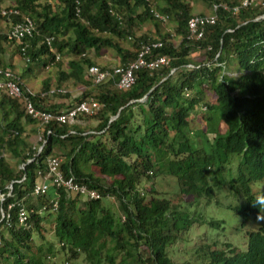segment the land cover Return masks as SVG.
I'll use <instances>...</instances> for the list:
<instances>
[{
    "label": "trees",
    "instance_id": "trees-1",
    "mask_svg": "<svg viewBox=\"0 0 264 264\" xmlns=\"http://www.w3.org/2000/svg\"><path fill=\"white\" fill-rule=\"evenodd\" d=\"M205 1L213 11L220 5L216 23L200 39L188 38L190 0H14L10 5L19 10L12 20L27 15L36 23L26 62L38 63L43 56L57 60V52L72 55L66 77L88 85L76 102L92 97L102 106L93 115L80 114L74 124H42L27 113L23 100L2 99L0 264H59L61 254L64 263L193 264L174 259L177 242L178 249L191 243L188 254L197 252L202 264H264V224L245 229L242 245L203 234L195 247L190 238L195 225L226 223L200 214L215 204L241 216L244 228L258 214L251 201L264 195V0ZM169 20L172 31L161 28ZM145 24L151 28L138 35ZM47 37H53L52 48ZM154 40L163 41L154 53L168 55L171 63L138 71L131 88L120 89L113 79L94 84L85 76L94 64L90 52L113 49L124 65L142 43ZM196 52L201 60L190 58ZM31 97L37 107L54 110L41 105L38 95ZM195 113L201 114L200 127L192 125ZM22 119L40 123L41 149L30 143ZM51 155L61 158L66 176L100 197L52 184L48 193L35 195ZM166 175L174 179L178 204L156 188V179ZM52 198L58 200L56 209ZM112 198L117 207L108 203ZM18 202L25 203L26 223L19 220Z\"/></svg>",
    "mask_w": 264,
    "mask_h": 264
},
{
    "label": "built area",
    "instance_id": "built-area-1",
    "mask_svg": "<svg viewBox=\"0 0 264 264\" xmlns=\"http://www.w3.org/2000/svg\"><path fill=\"white\" fill-rule=\"evenodd\" d=\"M250 0H244L243 5H247ZM220 4L214 5V11L206 14H194L188 20V29L190 39H200L205 35L208 26L216 23L218 15L217 10ZM225 9H231L227 5H222ZM239 7H233L232 11L237 12ZM79 13V9L77 10ZM0 14L11 21V27L5 33L9 41L16 42L21 46L23 57L26 61H30L29 56L26 55L27 47L29 46V38H32L37 33V27L34 19L31 16L24 15L21 20H12L13 15L19 14V10L12 6L0 8ZM155 15L166 21L167 16L155 12ZM47 44L52 48L53 37H47ZM163 46V41L154 40L142 43L137 55L124 65H115L111 67H104L99 64H91L86 68L87 77L92 80L94 84H101L110 79H113L120 89L131 88L137 78V72L143 69L155 70L171 63V57L165 54H155L154 49ZM54 51V49H52ZM56 58H60V54L56 53ZM193 66L192 64H190ZM53 92H65V89L58 88L52 90ZM0 92L15 99L24 101L27 113L38 120L42 124H50L57 122L59 124H74L78 121L80 114L93 115L102 106L101 102L95 98H87L76 102L71 107L60 110H47L37 107L31 97L32 92L24 90L21 78L14 71L0 66ZM41 149V148H40ZM61 158L56 155H51L48 158V169L42 179L38 181L34 187L35 195H43L49 192L51 184L55 187H64L68 190L79 192L82 195L90 198H99L100 193L89 188L86 184L78 182L74 176H66L61 169ZM12 188V186H10ZM11 192L8 193L10 195ZM0 198L4 199V194H0ZM53 206L56 209L58 200L52 198ZM19 206V220L21 223L27 221V210L25 203L18 202ZM14 203L10 204L12 207ZM45 209V207H43ZM9 217V214H8Z\"/></svg>",
    "mask_w": 264,
    "mask_h": 264
},
{
    "label": "crops",
    "instance_id": "crops-1",
    "mask_svg": "<svg viewBox=\"0 0 264 264\" xmlns=\"http://www.w3.org/2000/svg\"><path fill=\"white\" fill-rule=\"evenodd\" d=\"M4 2L0 3V8L6 6L3 4ZM13 3L14 0H10L8 6ZM148 26L151 25L148 24ZM10 27L11 21L0 16V66L8 68L18 74L21 78L24 89L32 92L33 95H38L41 105L46 108L60 111L75 104L77 98L88 88V85L76 82L75 80L66 77L71 70L70 61L73 59L72 55L60 54L61 57L57 60H52L48 56H43V59H41L38 63L28 64L21 55L18 44L6 39L5 33ZM146 28L148 29V27ZM167 30L172 31V28L169 27ZM146 31L148 32V30H145V32ZM141 33H138V35ZM125 45L132 48V45L128 42L125 43ZM89 55L94 61V64H99L104 67L121 64V56L113 49L92 51ZM58 88L65 89V92L52 91L57 90ZM5 95L6 94L0 92V103ZM1 117L2 108L0 105V119ZM21 123L26 130L32 127L36 128V124L29 123L26 120L22 119ZM26 133L29 134V131L27 130Z\"/></svg>",
    "mask_w": 264,
    "mask_h": 264
},
{
    "label": "rangeland",
    "instance_id": "rangeland-1",
    "mask_svg": "<svg viewBox=\"0 0 264 264\" xmlns=\"http://www.w3.org/2000/svg\"><path fill=\"white\" fill-rule=\"evenodd\" d=\"M5 1V2H4ZM193 4V14H199V13H203V14H208L213 12V8H211L209 6V4L205 1V0H190ZM259 1V0H258ZM4 2L3 4H5L6 6L9 5L10 0H1L0 3ZM4 6V7H6ZM174 25V21L173 20H169L167 22L161 23V28H173ZM148 27V29L146 28ZM150 26H148V24L143 25L142 29L138 31V33L141 32H145V30H149ZM176 42H179V38L176 39ZM200 55V53L196 52V53H192L190 58L194 59V60H201V57H198ZM231 74L233 75H238L239 72H234L232 71ZM203 112V111H202ZM200 113H195L192 115V125L194 127H200V120L198 118V115ZM201 115V114H200ZM36 128H28L27 130L29 131V141L32 144V146H34L35 148H40L41 145V129H40V123H37L35 125ZM210 136H213L212 134H210ZM7 159L9 160V162L11 164H13L14 166H16L17 168L21 167V166H17L16 163V159H14L10 154H7ZM146 181L143 182L144 185H146ZM150 182H148V184H150ZM155 185L156 188L158 189V191H160V193L162 192L163 194L166 195L167 198H172L176 204H178L180 195H177L175 190H176V185L174 183V179L168 175L163 176V177H159L156 179L155 181ZM223 201L226 202V200L224 199V197L222 198ZM228 201L232 202L235 200V198H228ZM108 203H110L111 205L117 207L118 203L115 199H110L108 201ZM205 217H215L217 219H225L226 223L221 227V228H217V227H213V226H209L207 223H204L203 226L199 227L197 225L193 226V228L190 230V238H191V242H193V244L195 245V247L199 246L205 239L204 235H207V238L209 239H219L222 241H228L231 240L235 243H239V244H243L244 239L242 238L245 229L247 228H254L257 229L258 227H260L261 225L264 224V220H257V217H252L250 216L247 220H246V226L244 228H242L243 226V219L241 216L235 214L230 208H227L225 206H220L215 204L213 207H209V209L207 210V208L205 210H203L202 213ZM237 226H239V228H237ZM48 227L51 228V224H48ZM49 232L52 234V231L49 230ZM184 237H189L188 236H184ZM189 239V238H188ZM195 239V241H194ZM180 242H177L176 244L173 245L172 247V254L175 260H179V261H183L186 258H189L190 262H192L193 264H202V259H200L197 255V252L192 253L191 255H189L188 253L191 252V250L193 249L192 244L190 243L188 244H184L181 243L179 245V249L177 247V245ZM60 259L57 261L59 262V264H88L86 261H84V259H80L77 260L76 262L73 261L70 263H64V259L65 256L63 254H61ZM188 259H186L185 261H187ZM62 262V263H61Z\"/></svg>",
    "mask_w": 264,
    "mask_h": 264
},
{
    "label": "clouds",
    "instance_id": "clouds-1",
    "mask_svg": "<svg viewBox=\"0 0 264 264\" xmlns=\"http://www.w3.org/2000/svg\"><path fill=\"white\" fill-rule=\"evenodd\" d=\"M251 203L258 210L257 220H264V195L254 197Z\"/></svg>",
    "mask_w": 264,
    "mask_h": 264
},
{
    "label": "bare ground",
    "instance_id": "bare-ground-1",
    "mask_svg": "<svg viewBox=\"0 0 264 264\" xmlns=\"http://www.w3.org/2000/svg\"><path fill=\"white\" fill-rule=\"evenodd\" d=\"M43 147V146H42Z\"/></svg>",
    "mask_w": 264,
    "mask_h": 264
}]
</instances>
